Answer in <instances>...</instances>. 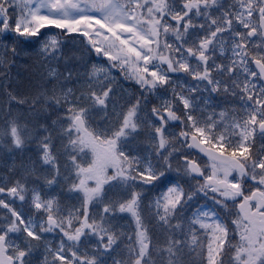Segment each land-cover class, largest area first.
<instances>
[{
	"label": "snow or ice",
	"instance_id": "1",
	"mask_svg": "<svg viewBox=\"0 0 264 264\" xmlns=\"http://www.w3.org/2000/svg\"><path fill=\"white\" fill-rule=\"evenodd\" d=\"M0 264H264V0H0Z\"/></svg>",
	"mask_w": 264,
	"mask_h": 264
}]
</instances>
